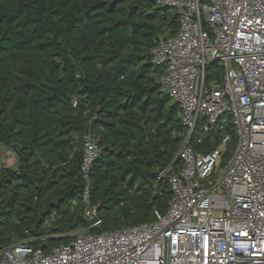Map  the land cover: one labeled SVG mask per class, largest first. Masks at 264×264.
I'll return each instance as SVG.
<instances>
[{
	"label": "trees",
	"instance_id": "trees-1",
	"mask_svg": "<svg viewBox=\"0 0 264 264\" xmlns=\"http://www.w3.org/2000/svg\"><path fill=\"white\" fill-rule=\"evenodd\" d=\"M177 30L175 10L154 0H0V146L16 159L0 166L2 246L38 235L45 246L66 243L89 225L87 206L100 221L94 231L166 211L171 190L157 168L173 162L185 128L151 59L154 38ZM85 133L100 148L88 203ZM224 134L227 158L231 124L198 131L193 147L210 150Z\"/></svg>",
	"mask_w": 264,
	"mask_h": 264
},
{
	"label": "built area",
	"instance_id": "built-area-1",
	"mask_svg": "<svg viewBox=\"0 0 264 264\" xmlns=\"http://www.w3.org/2000/svg\"><path fill=\"white\" fill-rule=\"evenodd\" d=\"M154 1L178 16L174 36L154 38L151 60L185 128L173 162L157 168L171 190L166 211L94 231L100 221L87 206L89 225L70 231L66 243L45 246L38 235L2 246L0 239V264H264V0ZM228 124L236 142L226 161L229 134L195 150L198 131ZM82 150L88 203L89 170L100 154L91 133Z\"/></svg>",
	"mask_w": 264,
	"mask_h": 264
},
{
	"label": "rangeland",
	"instance_id": "rangeland-1",
	"mask_svg": "<svg viewBox=\"0 0 264 264\" xmlns=\"http://www.w3.org/2000/svg\"><path fill=\"white\" fill-rule=\"evenodd\" d=\"M219 67H214L211 69L212 76L215 77L219 72H220ZM212 82L216 81L214 78H210ZM173 101V100H172ZM5 147L0 146V166H5V167H11L14 168L16 165V159L14 156L7 154ZM224 161H226V158H223Z\"/></svg>",
	"mask_w": 264,
	"mask_h": 264
},
{
	"label": "crops",
	"instance_id": "crops-1",
	"mask_svg": "<svg viewBox=\"0 0 264 264\" xmlns=\"http://www.w3.org/2000/svg\"><path fill=\"white\" fill-rule=\"evenodd\" d=\"M2 147V146H1Z\"/></svg>",
	"mask_w": 264,
	"mask_h": 264
}]
</instances>
